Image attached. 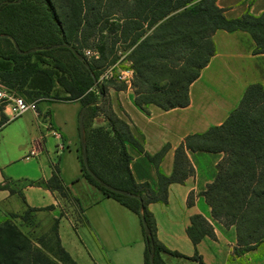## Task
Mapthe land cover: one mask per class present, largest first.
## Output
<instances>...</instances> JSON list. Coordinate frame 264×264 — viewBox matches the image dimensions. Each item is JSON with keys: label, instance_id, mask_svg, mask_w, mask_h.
I'll use <instances>...</instances> for the list:
<instances>
[{"label": "trees", "instance_id": "trees-1", "mask_svg": "<svg viewBox=\"0 0 264 264\" xmlns=\"http://www.w3.org/2000/svg\"><path fill=\"white\" fill-rule=\"evenodd\" d=\"M5 1L18 0H0V4ZM218 30L249 33L256 44L255 55L264 54V13L260 16L246 13L229 20L217 6V0H23L4 4L0 9V34L12 36L22 51L68 43L91 65L99 80L100 93L84 62L71 50L58 48L21 55L12 40L0 39V80L27 101L79 102L83 107L104 95L102 103L85 114L89 168L107 184L141 197L152 233L151 240H146V264H150L152 244L156 250L155 264H165L162 253L182 256L156 239L155 222L147 206L167 203L169 186L184 184L195 175L189 151L224 156L217 165L215 181L202 196L216 221L236 229L237 245L232 258L254 251L264 243L263 85L249 86L238 108L223 125L188 136L176 150L174 171L169 177L160 169L166 149L155 156L146 154L131 124L115 113L109 99L110 89L125 88L117 79L119 72L130 70L135 103L141 109L148 111L150 105L165 111L188 107L191 85L215 56L213 37ZM87 49L98 51L100 58H88ZM113 67L117 74L101 81L104 73ZM58 85L62 94L55 92ZM99 115L108 121L107 127L93 128L88 123ZM129 145L145 153L155 165L157 190L149 183L136 182ZM79 159L83 178L105 198L117 200L140 217V201L101 187L88 173L81 148ZM31 185H44L57 192L70 204L77 203L78 214L82 213L80 203L64 185L58 167L48 182H31ZM193 200L191 194L189 205ZM37 212L29 209L22 221H30ZM62 217L63 214L53 227L60 255L57 263L39 251L14 222L18 216H11L0 224V264H78L61 244ZM187 234L195 246L206 237L216 238L214 227L201 215L192 218ZM193 259L204 264L198 253Z\"/></svg>", "mask_w": 264, "mask_h": 264}, {"label": "crops", "instance_id": "crops-1", "mask_svg": "<svg viewBox=\"0 0 264 264\" xmlns=\"http://www.w3.org/2000/svg\"><path fill=\"white\" fill-rule=\"evenodd\" d=\"M217 6L225 11L229 20L249 13L260 16L264 13V0H217ZM215 56L204 68L197 81L190 87V104L186 108L170 111L150 105L148 111L135 103L132 80L122 82V90H109V99L115 113L128 121L145 153L155 156L163 149L166 153L160 163L161 172L171 176L174 171L176 150L188 136L203 134L213 127L223 125L241 103L247 88L254 84L264 86V54L255 55V41L247 32L218 30L214 37ZM129 67V64L125 65ZM133 79V72H129ZM44 103V102H43ZM74 109V115L61 121L50 111L43 119L42 113L27 112L22 117L0 128V224L21 217L29 209L38 210L35 218L58 220L59 238L63 248L78 264H146V237L140 217L113 198H105L101 191L83 178L79 159V102H65ZM48 110V107L47 109ZM32 119L38 136L24 153L20 174L15 165V144L10 129L17 124H26ZM93 128L107 127L108 121L99 115L91 121ZM42 129V132H41ZM10 131V132H9ZM55 132L58 134L55 135ZM68 151V153H67ZM132 157L131 171L137 183H149L158 189L155 165L145 153L129 145ZM70 155L71 167L64 163ZM195 175L184 184H171L167 203H152L147 206L156 227V239L181 257L161 254L165 264H200L193 258L196 253L204 264H264V243L256 250L232 259L237 245L234 227L226 228L212 216L211 207L202 196L208 185L217 177V165L223 154L188 152ZM58 159V160H57ZM58 167L64 185L71 196L81 205L82 221L74 220L79 206L64 200L57 192L44 185L31 182H48ZM7 186L8 188H1ZM81 188L82 194L77 191ZM193 194V204L189 196ZM95 199L93 203L85 199ZM76 212V213H75ZM203 216L215 230L216 238L206 237L195 246L187 234L194 216Z\"/></svg>", "mask_w": 264, "mask_h": 264}, {"label": "rangeland", "instance_id": "rangeland-1", "mask_svg": "<svg viewBox=\"0 0 264 264\" xmlns=\"http://www.w3.org/2000/svg\"><path fill=\"white\" fill-rule=\"evenodd\" d=\"M89 50V49H87ZM60 56V55H59ZM117 74V73H115ZM55 92L62 94V88L58 85L56 86ZM40 111L42 113L43 119L45 118V114L47 111H50L52 115L58 117L61 121H66L68 116L74 115L75 109L69 105L68 103L61 101H47L39 104ZM48 107V110H46ZM32 113V112H31ZM92 116V114H91ZM90 119V118H89ZM90 125L91 122L88 121ZM34 123L32 119L28 121L26 124H17L10 129L11 139L15 144V162L18 164L15 165L17 174L22 173L21 167L24 163V153H27L26 149H28L29 145L32 141L36 140L35 138L38 136L36 126H33ZM2 126V122H0V128ZM42 132V129H41ZM79 148L80 147V139H79ZM68 153V151H67ZM28 154V153H27ZM71 156L66 154L64 158V163L67 166L71 167ZM58 160V159H57ZM77 191L82 194V189L79 187ZM96 199V198H95ZM95 199H93L95 201ZM92 199H85V201H89V203H93ZM74 207V205H73ZM76 213V212H75ZM74 220L81 222V214H77L74 217ZM14 222L20 227V229L36 244L39 251H41L45 256L50 258L53 262L59 261V251H58V242L53 233V227L55 225L54 222L48 224L46 220H40L32 216L31 220L28 222H23L21 220H14ZM41 245H39L40 243ZM39 243V244H37ZM233 259V258H232ZM234 260V259H233Z\"/></svg>", "mask_w": 264, "mask_h": 264}, {"label": "water", "instance_id": "water-1", "mask_svg": "<svg viewBox=\"0 0 264 264\" xmlns=\"http://www.w3.org/2000/svg\"><path fill=\"white\" fill-rule=\"evenodd\" d=\"M22 1L23 0H18L16 2L5 1L2 4H0V9H1V7L4 4L21 3ZM0 39H10V40H12L14 42V44H15L16 50L21 55H31V54H34V53H36L38 51H43V50L51 51V50H55V49H58V48H67V49L71 50L79 61L84 62L85 67L90 72V74H91V76H92V78L94 80V83H95V86H96L98 92L99 93L101 92V88H100V85H99V80L96 78L95 73H94V71L91 68V65L89 64V62H87L85 60V57L80 52H78L75 48H73L70 44L64 43V44H61V45H54V46H51V47H48V48H33L31 50H28V51H22L20 49V47L18 46V44L16 43V41L13 39L12 36L5 35V34H0ZM103 100H104V95L101 94V99L100 100L88 103V104L84 105L81 108V110H80L79 121L78 122H79L80 147H81V151H82V159H83L84 165H85L88 173L91 175V177L101 187H103V188H105V189H107L109 191H112L114 193H117L119 195H122V196H125V197H128V198H132V199H136V200L140 201V208H139L140 219H141L142 224H143L146 240L149 241L152 238V233H151V229H150V227H149V225L147 223L146 217H145V213H144L145 212V207H144V204H143V201H142L141 197L136 195V194H133V193H131L129 191L121 190V189L115 188V187L107 184L106 182L102 181L89 168V162H88V156H87V137H86V127H85V114H86V112L88 111L89 108L100 105ZM155 255H156V250H155L154 245L152 244L151 251H150V256H149L150 264H155Z\"/></svg>", "mask_w": 264, "mask_h": 264}, {"label": "built area", "instance_id": "built-area-1", "mask_svg": "<svg viewBox=\"0 0 264 264\" xmlns=\"http://www.w3.org/2000/svg\"><path fill=\"white\" fill-rule=\"evenodd\" d=\"M85 55L92 59H99L100 54L95 50H86ZM114 67L109 69L104 73L101 77V81L109 80L115 76ZM130 70H121L117 79L122 82L129 83L132 78L129 77ZM39 111V102L38 101H27L24 97L20 96L16 91L8 88L5 84H3L0 80V122H2L3 118H5L2 126L6 125L9 122H12L20 117H22L27 112L38 113ZM55 135L58 134L55 132ZM35 154L31 152L30 156L24 161L30 159V157H34Z\"/></svg>", "mask_w": 264, "mask_h": 264}]
</instances>
